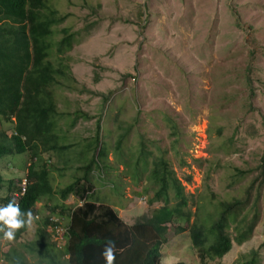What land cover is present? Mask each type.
<instances>
[{
    "label": "rangeland",
    "instance_id": "obj_1",
    "mask_svg": "<svg viewBox=\"0 0 264 264\" xmlns=\"http://www.w3.org/2000/svg\"><path fill=\"white\" fill-rule=\"evenodd\" d=\"M46 6L59 22L53 41L64 37L62 30L73 35L69 51L57 55L54 48L49 57L66 76L65 86L52 91L63 116L56 133L79 149L98 123L106 147L105 158L96 155L100 169L93 167L88 177L96 205H110L128 226L152 215L162 203L152 202L151 164L163 158L189 200L190 218L173 221L184 231L166 232L160 263L202 264L190 226L206 215L215 220L219 202L249 198L250 207L258 196L259 218L249 239L205 264L251 258L264 264V0H47ZM140 152L145 161L137 163ZM41 159L56 164L48 154ZM34 162L28 154L4 158L0 175L23 184ZM80 167L51 171L53 189L81 178ZM44 203L61 200L55 195L36 205L20 240L3 242L0 254L16 248L27 264H45L19 245L35 243L46 216L58 224L56 233L46 228V238L56 250L64 248L68 220L59 209L50 214ZM63 205L73 209L82 202L69 196ZM203 225L207 232L210 224ZM227 233L233 236V226Z\"/></svg>",
    "mask_w": 264,
    "mask_h": 264
},
{
    "label": "trees",
    "instance_id": "obj_2",
    "mask_svg": "<svg viewBox=\"0 0 264 264\" xmlns=\"http://www.w3.org/2000/svg\"><path fill=\"white\" fill-rule=\"evenodd\" d=\"M46 3L47 0H0V160L24 154L35 160L26 167L25 193L18 205L21 212L32 213L44 199L59 196L61 203L51 207L44 204L50 214L55 215L59 209V215L68 220L62 233L67 240L61 251L54 248L55 244L46 238L45 232L51 227L56 233L58 224L46 216L40 220L45 228L37 230L35 243L19 247L30 253L35 250L45 264H104L101 252L105 242L112 240L116 245L113 264H161L164 235L170 229L176 235L184 231L183 227L172 223L179 219L189 221L190 212L186 211L189 200L163 158H157L151 164L149 181L157 185L152 202L160 201L162 206L152 215L128 226L110 205H96V192L88 179L89 172L93 167L100 169L96 155L98 159L105 158L107 151L98 138V123L96 135L79 149L56 133L62 114L56 109L52 91L65 86L61 81L66 76L65 67L59 61L53 64L49 57L54 48L57 55L69 51L73 35L62 30L64 37L58 42L53 41L52 28L59 22ZM57 117L60 118L57 120ZM4 125H8L7 128H3ZM119 143L120 139L117 146ZM47 154L50 161L55 160V165L40 163L42 156ZM141 154L137 163L145 161ZM74 165H80L78 170L84 175L64 188L54 190L48 180L51 171L67 170ZM20 181L5 182L0 175V206L12 202L11 193L20 191ZM69 196L77 198L82 205L65 208L63 201ZM257 201L258 196L250 207L249 198L219 202L215 220L206 215L207 218L200 219L202 223L190 226L193 250L200 263L221 260L232 251L233 243L241 245L249 239L259 218ZM203 223L210 224L207 232ZM230 226H233V236L227 233ZM26 230L27 226L17 229L12 241L20 240ZM1 261L27 264L16 248L0 254ZM255 262V258H251L244 264Z\"/></svg>",
    "mask_w": 264,
    "mask_h": 264
},
{
    "label": "clouds",
    "instance_id": "obj_3",
    "mask_svg": "<svg viewBox=\"0 0 264 264\" xmlns=\"http://www.w3.org/2000/svg\"><path fill=\"white\" fill-rule=\"evenodd\" d=\"M21 185H24L26 187V182L20 184V190ZM18 192L20 191L11 193L12 202H9L6 206H0V245L3 242L12 240L17 229L31 225L32 223V213L30 211L21 212L18 205L22 196L18 200H15L13 197V195ZM115 247L116 245L114 241L107 240L105 242L103 250L101 252V257L104 260V264H113V261L115 260ZM225 257H223V259Z\"/></svg>",
    "mask_w": 264,
    "mask_h": 264
},
{
    "label": "built area",
    "instance_id": "obj_4",
    "mask_svg": "<svg viewBox=\"0 0 264 264\" xmlns=\"http://www.w3.org/2000/svg\"><path fill=\"white\" fill-rule=\"evenodd\" d=\"M24 192H25V186H24V185H21V190H20V192L15 193V194L13 195L14 199H15V200H18L21 196L24 195Z\"/></svg>",
    "mask_w": 264,
    "mask_h": 264
}]
</instances>
